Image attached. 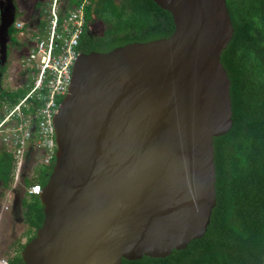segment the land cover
I'll return each mask as SVG.
<instances>
[{"label": "water", "instance_id": "water-1", "mask_svg": "<svg viewBox=\"0 0 264 264\" xmlns=\"http://www.w3.org/2000/svg\"><path fill=\"white\" fill-rule=\"evenodd\" d=\"M151 1L171 15V35L79 53L71 66L51 117L43 221L20 264L165 258L206 231L213 138L232 126L220 56L233 28L225 0Z\"/></svg>", "mask_w": 264, "mask_h": 264}, {"label": "trees", "instance_id": "trees-1", "mask_svg": "<svg viewBox=\"0 0 264 264\" xmlns=\"http://www.w3.org/2000/svg\"><path fill=\"white\" fill-rule=\"evenodd\" d=\"M225 4L233 34L220 61L230 83L232 126L226 134L213 138L216 201L209 224L204 235L184 250H173L165 258L122 259L120 264H264V0H225ZM84 12L78 45L79 53L84 54L166 38L174 29L171 15L151 0H94ZM8 30L16 33L14 26ZM21 91L10 92L0 83V108L4 102L16 103L23 96ZM3 148L0 185L9 189L14 159ZM30 160L32 166L27 169L35 178L24 177L23 184L27 188L36 182L43 187L52 166L37 165L32 150L25 165ZM31 197L28 203L24 196L20 200L27 225L25 243L17 244L19 250L5 259L7 264L21 263L23 246L43 221L39 199Z\"/></svg>", "mask_w": 264, "mask_h": 264}, {"label": "built area", "instance_id": "built-area-1", "mask_svg": "<svg viewBox=\"0 0 264 264\" xmlns=\"http://www.w3.org/2000/svg\"><path fill=\"white\" fill-rule=\"evenodd\" d=\"M35 1V8L40 2L45 5L48 22L43 26L38 22L31 29L30 51L21 61L28 81L18 85L13 92L25 87L28 90L16 103L4 102L1 105L0 140L14 159V186L20 182L23 195L37 196L42 189L40 184L33 182L27 188L23 184L24 177L34 179L32 173L24 174L26 156L32 150L36 154L37 165L53 166L55 142L51 117L61 101L59 99L66 93L71 66L79 54L78 45L85 24L84 10L94 0ZM36 12L41 16L40 7ZM22 26L23 23L17 22L15 28L20 30ZM0 264L7 262L0 259Z\"/></svg>", "mask_w": 264, "mask_h": 264}, {"label": "rangeland", "instance_id": "rangeland-1", "mask_svg": "<svg viewBox=\"0 0 264 264\" xmlns=\"http://www.w3.org/2000/svg\"><path fill=\"white\" fill-rule=\"evenodd\" d=\"M14 1L19 5L21 10L24 9V11L17 15V17H20L19 20L24 21L25 19V21L31 24L33 18L29 17L30 12L28 11L33 4V0ZM10 7L9 0H0V83L2 88L11 92V90L17 88L18 85H21L23 82L27 83L28 81L21 68V65L24 64L21 63V61L23 58H26V54L30 51V48L23 45L28 44V40H26L25 36L18 32L15 34H9L7 32V28L11 24V18L8 16V8L10 9ZM37 7L41 9L40 26L46 25L48 22L46 19L47 14L45 13L46 7L41 2L40 4L38 3ZM27 9L29 10L25 11ZM91 29L94 31L98 30V28L95 29L94 27ZM11 38H14L17 42L12 43L13 41ZM28 73L30 74V72ZM27 90L28 87H25V89L21 91V95L26 93ZM0 113L3 114V111L0 110ZM2 148L3 145L0 140V150ZM3 149H5V147ZM28 166H32L31 160L27 165H24V168L27 169ZM25 171L24 173H26ZM27 172L31 173L30 168L27 169ZM17 184L18 185L14 186L12 182L9 189H3L0 185V259H10L14 257L19 250L17 244L25 243L24 235L27 232V225L23 221V210L20 205V199L24 196V201L28 203L31 201L32 197L28 194L23 195L22 185L20 182ZM4 205L8 207V210L3 209ZM11 205L15 206L14 209ZM12 211L16 213V215H14Z\"/></svg>", "mask_w": 264, "mask_h": 264}, {"label": "clouds", "instance_id": "clouds-1", "mask_svg": "<svg viewBox=\"0 0 264 264\" xmlns=\"http://www.w3.org/2000/svg\"><path fill=\"white\" fill-rule=\"evenodd\" d=\"M34 3H36V1L35 0H33V4L30 6L31 8H32V10H33V14H34V17H33V22L31 23V24H25L24 22H23V20H19V18H17V15L15 16V19H14V22H13V26H14V28H15V25H16V23L17 22H21V23H23V26H22V28L20 29V30H18V29H16L15 28V30H16V32H18V33H20L21 35H23V36H25V38H26V40H28V44H23V45H25V46H27V47H29V41H30V38H29V35L31 34V32H32V28H33V26L35 25L36 26V24L38 23V22H40L41 21V19H40V16H39V14H38V12H36V10H37V5L38 4H36V8H35V4ZM34 26V27H35ZM34 29V28H33ZM30 48V47H29ZM29 53V52H28ZM27 53V54H28ZM27 54H26V56H27ZM25 55V54H24ZM24 57V56H23ZM24 59V58H23ZM17 90H22L23 91V88H19V89H17ZM16 90V91H17ZM14 91V89H12L11 90V92H13ZM25 94V93H24ZM24 94H23V96H24ZM5 207H7V206H3V209L5 208Z\"/></svg>", "mask_w": 264, "mask_h": 264}, {"label": "flooded vegetation", "instance_id": "flooded-vegetation-1", "mask_svg": "<svg viewBox=\"0 0 264 264\" xmlns=\"http://www.w3.org/2000/svg\"><path fill=\"white\" fill-rule=\"evenodd\" d=\"M9 2H10V9L8 8V16L11 18V24H10V26L7 28V32L9 31L8 29L10 28V27H12L13 25V22H14V19H15V16L18 14V13H20V12H22V11H24V9H20L19 8V5H17L16 4V2L14 1V0H9ZM29 9H27V10H25V11H28ZM28 12H30V16L29 17H34V14H33V10H32V8L30 7V10L28 11ZM0 19H1V17H0ZM25 24H28V22L27 21H25V19H24V21H23ZM4 67V66H3ZM0 72H1V69H0ZM11 206H13V209H14V205H11ZM5 210H8V207H6L5 208ZM13 212V211H12ZM13 214L14 215H16V213H14L13 212Z\"/></svg>", "mask_w": 264, "mask_h": 264}]
</instances>
